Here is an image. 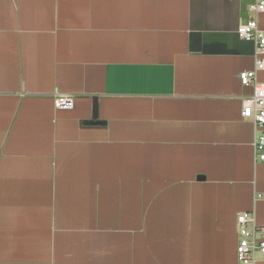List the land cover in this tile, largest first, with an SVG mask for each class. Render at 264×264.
<instances>
[{
	"label": "crops",
	"instance_id": "obj_1",
	"mask_svg": "<svg viewBox=\"0 0 264 264\" xmlns=\"http://www.w3.org/2000/svg\"><path fill=\"white\" fill-rule=\"evenodd\" d=\"M252 1L0 0V264H237Z\"/></svg>",
	"mask_w": 264,
	"mask_h": 264
},
{
	"label": "built area",
	"instance_id": "obj_2",
	"mask_svg": "<svg viewBox=\"0 0 264 264\" xmlns=\"http://www.w3.org/2000/svg\"><path fill=\"white\" fill-rule=\"evenodd\" d=\"M249 18L238 26L239 39L251 42L255 46L254 67L250 71L239 73L242 86L251 87L252 93L242 103L241 116L249 120L254 128L255 159L264 162V85L256 81V73L264 71V31L258 28V14L264 13V0H253L248 7ZM57 109L71 110L72 97L59 94L55 98ZM238 243L236 246L237 264H258L259 256H264V226L253 224L252 213H240L236 217Z\"/></svg>",
	"mask_w": 264,
	"mask_h": 264
},
{
	"label": "water",
	"instance_id": "obj_3",
	"mask_svg": "<svg viewBox=\"0 0 264 264\" xmlns=\"http://www.w3.org/2000/svg\"><path fill=\"white\" fill-rule=\"evenodd\" d=\"M93 113H92V120H96L97 119V113H96V105H95V100L93 101ZM91 124V123H90Z\"/></svg>",
	"mask_w": 264,
	"mask_h": 264
}]
</instances>
